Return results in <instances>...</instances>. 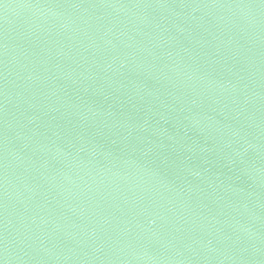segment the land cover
<instances>
[{"label": "water", "instance_id": "water-1", "mask_svg": "<svg viewBox=\"0 0 264 264\" xmlns=\"http://www.w3.org/2000/svg\"><path fill=\"white\" fill-rule=\"evenodd\" d=\"M0 264H264V0H0Z\"/></svg>", "mask_w": 264, "mask_h": 264}]
</instances>
